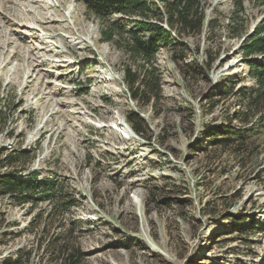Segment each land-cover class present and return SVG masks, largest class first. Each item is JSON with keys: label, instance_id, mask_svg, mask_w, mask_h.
<instances>
[{"label": "rangeland", "instance_id": "1", "mask_svg": "<svg viewBox=\"0 0 264 264\" xmlns=\"http://www.w3.org/2000/svg\"><path fill=\"white\" fill-rule=\"evenodd\" d=\"M236 2L203 0L201 36L174 30L158 95L133 100L137 65L83 4L0 0V177L34 174L57 202L0 190V264H264V110L240 94L256 88L241 45L264 0L232 22Z\"/></svg>", "mask_w": 264, "mask_h": 264}, {"label": "trees", "instance_id": "2", "mask_svg": "<svg viewBox=\"0 0 264 264\" xmlns=\"http://www.w3.org/2000/svg\"><path fill=\"white\" fill-rule=\"evenodd\" d=\"M83 4L89 16H93L102 21L100 28L101 41L111 44H118L123 41L124 50L128 59L137 65V71H132L127 67L125 70L126 82L129 84V91L133 100H141L145 94L149 97L158 95V76L152 65L154 55L161 46L171 48L176 43L173 37L174 30L178 35L201 36L205 27V12L203 0H75ZM264 3V2H263ZM244 10V0L236 2V11L231 18L232 22L240 17V11ZM121 15L119 21L112 22L111 19ZM134 24L135 27L126 31L127 24ZM232 32L237 33L234 24L229 26ZM147 33V35H146ZM248 35V34H247ZM246 35V36H247ZM180 45H183L180 43ZM243 57L249 67V74L256 80V88L252 90L249 97L248 90H240V94L248 99V112L262 113L264 110V23H260L252 35L245 38L241 45ZM261 59H254L255 56ZM213 60L207 65L211 67ZM140 71V72H139ZM137 86L135 87L134 85ZM227 92H224L226 94ZM246 117V118H245ZM245 118V119H244ZM248 122L249 118L243 115L239 118ZM129 124L136 134L141 135L139 126L143 119L138 113H133ZM223 130V129H221ZM221 130H218L220 134ZM241 130L233 129L225 133L229 137L231 132L239 136ZM216 133L211 134L214 137ZM13 156V155H12ZM23 153L14 154V157L4 158L7 166H13L23 159ZM54 185L51 182H40L33 174L28 179L18 180L11 176L0 177V190L8 191L12 196L18 193L17 201L24 202L26 195L42 190L45 198L49 201L54 199ZM24 197V198H22ZM33 201V200H29ZM55 203H57L55 201ZM57 209L58 206L56 205ZM70 233V232H69ZM75 260L74 254L70 255L69 261ZM74 262V261H73Z\"/></svg>", "mask_w": 264, "mask_h": 264}, {"label": "water", "instance_id": "3", "mask_svg": "<svg viewBox=\"0 0 264 264\" xmlns=\"http://www.w3.org/2000/svg\"><path fill=\"white\" fill-rule=\"evenodd\" d=\"M255 27L256 26H254L252 29H251V31L249 32V34L246 36V37H248V36H250V35H252L253 33H254V31H255ZM244 40H245V38H244ZM243 40V41H244Z\"/></svg>", "mask_w": 264, "mask_h": 264}, {"label": "bare ground", "instance_id": "4", "mask_svg": "<svg viewBox=\"0 0 264 264\" xmlns=\"http://www.w3.org/2000/svg\"><path fill=\"white\" fill-rule=\"evenodd\" d=\"M77 40H78V39H77ZM81 43H82V41H80V44H81ZM82 44H83V43H82ZM82 44H81V45H82ZM78 46H79V45H78ZM15 53H16V52H15ZM121 210H123V209H121Z\"/></svg>", "mask_w": 264, "mask_h": 264}]
</instances>
